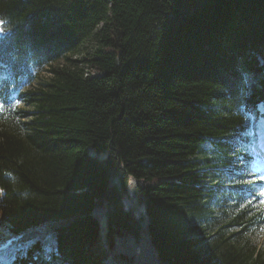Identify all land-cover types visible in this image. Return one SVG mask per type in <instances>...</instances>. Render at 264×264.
<instances>
[{"label": "trees", "instance_id": "obj_1", "mask_svg": "<svg viewBox=\"0 0 264 264\" xmlns=\"http://www.w3.org/2000/svg\"><path fill=\"white\" fill-rule=\"evenodd\" d=\"M0 20V242L52 237L23 264H264L261 209L208 221L264 100V0H0Z\"/></svg>", "mask_w": 264, "mask_h": 264}, {"label": "rangeland", "instance_id": "obj_2", "mask_svg": "<svg viewBox=\"0 0 264 264\" xmlns=\"http://www.w3.org/2000/svg\"><path fill=\"white\" fill-rule=\"evenodd\" d=\"M260 61V60H259ZM44 70V69H43ZM43 74V72L41 73ZM44 75H46V73H44L43 75H41L42 77H44ZM92 76H98V74L96 73H92ZM21 109L25 108V105H21L20 106ZM258 145L261 146V144L259 143ZM204 149L205 150H212L213 148L210 145H204ZM208 157H215L217 154L216 153H209ZM237 155V154H236ZM239 155H244V154H239ZM252 153H250L249 155H247V157H252ZM235 172V174H234ZM238 174H240V171H233V169L231 167H227L224 169H220L219 171L215 172V176L217 177V186L215 187V190L218 191L217 193H226L225 196H223V198L225 200H223L220 204H217V206H214V204L212 205V207H210L213 212L210 215L208 221H213L214 220V224L218 225L219 223H221L224 219L228 218L231 216V214H233L235 210H232L231 207H233V205L237 206L236 203L229 198L228 196V187L232 184L238 183L239 182V178H238ZM227 177H231V180H227ZM244 183H246L245 180H243L241 183H239L240 185H243ZM262 191L260 190L259 193H261ZM220 195V194H219ZM218 198V197H217ZM216 198V199H217ZM247 202H252L253 199L255 198V196L252 194V192H250L249 194H247L245 196ZM264 201V199H261ZM103 223V221L101 222ZM101 232H102V227H101ZM253 241L255 242V244L260 247L261 249H263L264 251V226L261 229H256L253 232V237H252ZM46 243V241L44 240L42 242V246L44 248V244ZM112 260L110 257L106 256V258H104L103 260V264H111Z\"/></svg>", "mask_w": 264, "mask_h": 264}, {"label": "snow or ice", "instance_id": "obj_3", "mask_svg": "<svg viewBox=\"0 0 264 264\" xmlns=\"http://www.w3.org/2000/svg\"><path fill=\"white\" fill-rule=\"evenodd\" d=\"M0 99L3 98L0 97ZM257 135L260 137L261 146L264 147V127H262L259 132H254L253 129L249 127L241 134V143H244L246 139L249 140L248 147L250 148L252 146L250 142L251 138ZM246 163L247 161L244 159V155H234L231 161V164L237 171H243ZM41 238L46 241L43 251L45 253V258L48 259V254L52 251V237L50 234L43 237L37 236L27 241H23L22 236H15L10 237L6 242H0V264H14L18 256L26 258L29 250Z\"/></svg>", "mask_w": 264, "mask_h": 264}, {"label": "water", "instance_id": "obj_4", "mask_svg": "<svg viewBox=\"0 0 264 264\" xmlns=\"http://www.w3.org/2000/svg\"><path fill=\"white\" fill-rule=\"evenodd\" d=\"M2 21H0V37L2 36V34H3V32H4V30L2 29Z\"/></svg>", "mask_w": 264, "mask_h": 264}]
</instances>
